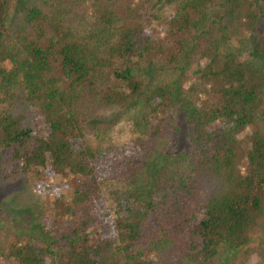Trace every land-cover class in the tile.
Segmentation results:
<instances>
[{
  "label": "trees",
  "instance_id": "1",
  "mask_svg": "<svg viewBox=\"0 0 264 264\" xmlns=\"http://www.w3.org/2000/svg\"><path fill=\"white\" fill-rule=\"evenodd\" d=\"M16 2L0 182L39 211L0 264H264V0Z\"/></svg>",
  "mask_w": 264,
  "mask_h": 264
},
{
  "label": "rangeland",
  "instance_id": "2",
  "mask_svg": "<svg viewBox=\"0 0 264 264\" xmlns=\"http://www.w3.org/2000/svg\"><path fill=\"white\" fill-rule=\"evenodd\" d=\"M31 0H20V3H17V7L14 9L16 14L22 10V6H25L26 3H29ZM24 4V5H23ZM130 128L126 124L117 125L115 127V140H114V148L120 153H125L130 150V139L128 134L130 133ZM55 178H49V184H45V189L48 190L49 194H46L44 191H40L38 187H35L36 192H40L42 196L48 197V195L56 192L55 189ZM26 180L23 178L17 180H9L7 182H0V225L5 224L10 229H14V231L24 230L27 231L29 228L25 226V221L21 219L19 210L27 209L33 215L38 214V207L34 205L32 201H23L16 202L13 200V196L15 193L20 190H25ZM4 191V192H2ZM22 220V221H21ZM264 246V242L261 243Z\"/></svg>",
  "mask_w": 264,
  "mask_h": 264
}]
</instances>
